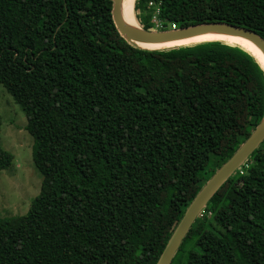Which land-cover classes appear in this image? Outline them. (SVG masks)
Segmentation results:
<instances>
[{"label": "trees", "instance_id": "1", "mask_svg": "<svg viewBox=\"0 0 264 264\" xmlns=\"http://www.w3.org/2000/svg\"><path fill=\"white\" fill-rule=\"evenodd\" d=\"M112 6L0 0V87L27 118L43 177L27 214L0 218V264H157L188 206L264 117V66L250 52L224 42L138 48L118 33ZM134 9L145 30L227 23L264 38V0ZM13 162L0 145V172ZM172 264H264V141Z\"/></svg>", "mask_w": 264, "mask_h": 264}, {"label": "water", "instance_id": "2", "mask_svg": "<svg viewBox=\"0 0 264 264\" xmlns=\"http://www.w3.org/2000/svg\"><path fill=\"white\" fill-rule=\"evenodd\" d=\"M112 2V18L118 33L126 42L135 47L151 50L140 47L139 44H160L191 39L208 33H219L245 38L251 41L264 55V38L257 32L248 28L238 27L227 23H207L166 31L145 30L142 26H131L125 21L122 12L123 0H112ZM258 61L262 64L259 59ZM263 141L264 117L250 137L240 146L233 156L215 172L188 206L185 214L172 233V236L170 237L157 264H172L183 240L187 237L193 224L202 214L209 201L228 181V179L247 162L249 157L256 149H258Z\"/></svg>", "mask_w": 264, "mask_h": 264}, {"label": "rangeland", "instance_id": "3", "mask_svg": "<svg viewBox=\"0 0 264 264\" xmlns=\"http://www.w3.org/2000/svg\"><path fill=\"white\" fill-rule=\"evenodd\" d=\"M26 125L22 109L0 87V145L14 156L13 165L0 172V218L27 214L41 193L43 177L34 164V139Z\"/></svg>", "mask_w": 264, "mask_h": 264}, {"label": "bare ground", "instance_id": "4", "mask_svg": "<svg viewBox=\"0 0 264 264\" xmlns=\"http://www.w3.org/2000/svg\"><path fill=\"white\" fill-rule=\"evenodd\" d=\"M136 0H123L122 12L125 21L131 26H141L138 22L134 7ZM202 42H224L234 46H239L251 54L255 55L264 66V55L258 50V48L249 40L242 37H233L229 35L219 33H208L202 36L194 37L191 39L177 40L172 42L160 43V44H139L140 47L151 50L172 49L187 45L199 44Z\"/></svg>", "mask_w": 264, "mask_h": 264}, {"label": "built area", "instance_id": "5", "mask_svg": "<svg viewBox=\"0 0 264 264\" xmlns=\"http://www.w3.org/2000/svg\"><path fill=\"white\" fill-rule=\"evenodd\" d=\"M151 4V3H150ZM173 29H177V28H175V26H173ZM243 173V172H242Z\"/></svg>", "mask_w": 264, "mask_h": 264}]
</instances>
